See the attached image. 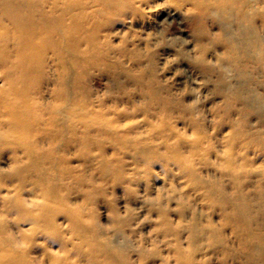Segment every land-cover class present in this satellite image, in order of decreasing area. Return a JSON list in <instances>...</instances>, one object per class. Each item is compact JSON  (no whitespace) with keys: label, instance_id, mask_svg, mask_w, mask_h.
Masks as SVG:
<instances>
[{"label":"bare ground","instance_id":"1","mask_svg":"<svg viewBox=\"0 0 264 264\" xmlns=\"http://www.w3.org/2000/svg\"><path fill=\"white\" fill-rule=\"evenodd\" d=\"M169 21L190 30L169 34ZM134 26L148 30L130 36ZM248 64L260 77L264 0H0V151L7 152L3 164L9 167H0V264H132L126 253L100 240L74 242L58 230L61 237L55 234L54 241L37 240L36 233L53 230L39 226L41 213L54 216L53 202L43 201L40 188L56 182L61 169L45 164V155L64 142L78 149L95 146L106 172L126 175L152 161L184 165L211 154L208 135L200 134L178 94L186 84H203L194 78V65H200L201 78L220 83L227 80L224 71ZM179 66L185 80L170 86L163 74ZM91 68L110 76V86L123 76L132 83L130 91L106 100L94 92ZM224 96L230 110L232 97ZM169 106L176 108L175 119ZM243 108L236 112L243 114L240 121L227 119L228 131L216 141L213 175L248 168L243 158H234L236 144L264 138L258 126L246 123L249 111ZM211 109L209 115L217 111ZM263 165H250L258 172L251 187L229 192L223 184L210 185L206 195L212 202L221 198L223 211L237 220L231 227L249 225L252 193L264 184ZM71 214L69 220L78 219Z\"/></svg>","mask_w":264,"mask_h":264},{"label":"rangeland","instance_id":"2","mask_svg":"<svg viewBox=\"0 0 264 264\" xmlns=\"http://www.w3.org/2000/svg\"><path fill=\"white\" fill-rule=\"evenodd\" d=\"M170 24L168 33L178 37L190 30ZM162 26L165 31V25ZM147 30L148 27L134 26L129 35H143ZM193 67L196 69L194 78L203 84H186V89L179 92L178 97L190 106L188 116L197 119L200 134L208 135L212 153L186 160L184 165L190 172L185 171L184 165L159 160L138 167L134 174L120 175L117 171L106 172L100 166L97 147L78 149L66 142L59 144L44 157L45 164H54L61 169L59 176L55 175L56 182L40 188L41 198L52 201L51 211H54L50 220L47 213H41L39 226H50L53 230L42 236L36 233L40 243L56 240L55 234L60 236L58 230L62 238L74 242L89 239L105 242L120 253H126L132 264H264V184L260 191H253L250 201L253 214L249 225H240V229L230 226L236 225L237 220L223 211L222 199L212 202L206 195L217 184H223L229 192L237 186L246 188L257 184L258 172H251L249 167L264 162V138L261 142L245 139L236 144L234 158L238 163L245 160L248 168H235L232 175H228L227 170H218L213 175L212 164L216 161L212 155L219 148L216 141L228 131L226 120L232 117L234 122L242 118L243 114L238 116L236 112L243 108L244 101L249 104V108H243L249 111L245 116L246 123L258 126L264 132V69L260 77L252 64L238 70L230 69L224 71L227 80L218 83L216 78H201L200 65ZM58 68L62 69L60 63ZM101 71L91 68L89 72L96 94H104L106 100L112 101L130 91L132 83L123 76L121 83L110 86L107 84L110 76ZM163 75L170 86L179 87L176 83L185 80L181 66L173 71L167 70ZM183 84L180 83L181 89ZM162 85L165 87L164 81ZM227 93L233 100L229 102L230 110L224 101ZM209 109L217 111L209 115ZM166 111L175 119L176 108L169 106ZM176 126L181 128L180 123ZM35 135L40 137L37 133ZM6 155L7 152L0 151V167L5 172L9 169L3 164ZM126 160L127 164L131 163L129 158ZM65 169H68L66 175L62 173ZM260 199H263L262 204ZM70 211L77 213V220H69L70 216L73 217ZM5 226L9 229L10 225ZM248 229L249 233L246 232ZM250 252L252 254L248 256Z\"/></svg>","mask_w":264,"mask_h":264}]
</instances>
